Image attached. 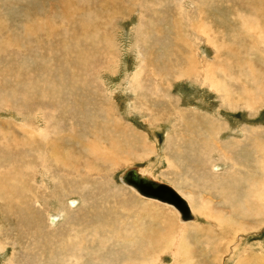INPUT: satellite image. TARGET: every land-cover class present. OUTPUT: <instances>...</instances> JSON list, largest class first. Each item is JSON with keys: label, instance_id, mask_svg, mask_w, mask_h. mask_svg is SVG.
<instances>
[{"label": "rangeland", "instance_id": "1", "mask_svg": "<svg viewBox=\"0 0 264 264\" xmlns=\"http://www.w3.org/2000/svg\"><path fill=\"white\" fill-rule=\"evenodd\" d=\"M263 155L264 0H0V264L77 247L82 264H201L183 238L201 226L225 235L215 264H264ZM131 168L196 220L123 184Z\"/></svg>", "mask_w": 264, "mask_h": 264}, {"label": "bare ground", "instance_id": "2", "mask_svg": "<svg viewBox=\"0 0 264 264\" xmlns=\"http://www.w3.org/2000/svg\"><path fill=\"white\" fill-rule=\"evenodd\" d=\"M88 118V117H87ZM75 127H77V125L75 124ZM76 130V129H75ZM92 131H93V134L94 135H88V132H86V131H83L82 133V135H81V137H82V139L80 138V142L81 141H84L85 140V145H86V148H84V150L85 149H89V148H91V146H93V145H91L90 143H93L94 145H95V143L94 142H91L90 140H89V138L92 136V137H97V135H96V132H95V129L93 128L92 129ZM76 132V131H75ZM74 132V133H75ZM241 133V132H240ZM58 134V133H57ZM90 134V133H89ZM41 135H44V132L41 134ZM56 135V134H55ZM54 135V136H55ZM67 140H69V143L71 142V144H72V142L74 141L75 142V140H77V138H75V135L72 133V134H69L68 133V135L65 137ZM64 138V139H65ZM59 139V138H58ZM64 139H61V140H59V141H57V138H56V141L55 142H52L51 144H49V148L50 149H52L54 152H56L57 154H59V155H61V154H66V152H67V154H69V152L70 151H72V149H71V147H69V146H66L65 145V141H64ZM106 139V138H105ZM72 140V141H71ZM77 142V141H76ZM65 145V146H64ZM75 146H77L76 144H73V146H72V148H76ZM41 147H42V150H45V145H41ZM74 151V150H73ZM72 154V153H71ZM105 156V155H104ZM264 156V155H263ZM42 157V156H41ZM40 158V157H39ZM70 158H72V157H70ZM43 160V159H42ZM47 160V159H46ZM259 160V159H258ZM53 161V160H52ZM261 161H258V163H260ZM262 164H263V162H261ZM57 166V165H56ZM264 166V164L263 165H261L260 167H262V168H264L263 167ZM217 167H220V166H215V168H213V170L214 171H218V170H221V168H217ZM58 169V168H57ZM137 169V168H136ZM142 175H145V176H148L149 178H151V179H153V180H156L157 181V178H154L153 177V175H151V174H149V173H143L142 171H141V169H137ZM65 172V171H64ZM123 175H124V173L122 174V176H121V181L123 182ZM162 183V182H161ZM123 184H125L124 182H123ZM162 184H165V183H162ZM125 185H127V184H125ZM128 186V185H127ZM128 187H130V186H128ZM131 189H133L136 193H138L133 187H130ZM173 188V187H172ZM179 192V191H178ZM180 193V192H179ZM139 194V193H138ZM140 195V194H139ZM180 195H181V193H180ZM141 196V195H140ZM182 196V195H181ZM141 197H143V196H141ZM143 198H145V197H143ZM256 198H259V199H261L262 198V196H261V192H257V194H256ZM147 200H155V199H150V198H146ZM249 200V199H248ZM155 201H157V202H160V203H163V204H167V205H170V204H168V203H164V202H161V201H158V200H155ZM247 201V200H246ZM188 202V201H187ZM210 203V205L212 204V202H209ZM208 205V204H207ZM170 206H172V205H170ZM189 206H190V208H191V205L189 204ZM172 207H174V206H172ZM175 208V207H174ZM176 209V208H175ZM177 210V209H176ZM210 210V209H209ZM178 211V210H177ZM191 211H192V213H193V215H194V220H192V221H188V222H193V221H195L196 220V216H195V214H194V212H193V210L191 209ZM179 212V211H178ZM179 214V219L181 220V223L183 222V224H188V222H186V221H183L182 220V218H181V214H180V212L178 213ZM225 214H223L222 215V217H223V219H221V217H218L217 218V220H221V223H220V225L221 226H223L224 225V227H234L235 225H237L236 224V222L235 221H232V220H230V219H227V218H225ZM59 217H60V215H56V216H53V217H50V219H49V222L51 223V226L52 225H55L56 223H57V221H58V219H59ZM98 217V216H97ZM213 226V225H212ZM210 228V227H209ZM217 228V227H216ZM223 228V227H222ZM213 229H215V226L213 227ZM212 229V231H210L211 229H208V228H206V227H195V230H194V235H193V238H192V236H186L187 234H188V232L187 231H189V232H191L192 231V229H185V231L187 232V234L186 235H184V249H186V250H188V251H190V253H192V254H194L195 256H197V258L199 259V261L201 262V264H215V262H216V260H217V258H218V256H217V250L219 249V251L221 252L222 251V247H221V245H224V244H222V242L220 243V244H218V247L217 248H213L212 247V244H213V242H212V239H215V242L217 243V241H218V236L221 234H218V232L216 231V230H213ZM221 231V230H220ZM96 235H98V232H97V234ZM182 235H183V233H181V237H182ZM213 235H214V238H213ZM222 235V234H221ZM222 236H224L225 237V235L223 234ZM188 238H191V239H193V240H196L197 242H199L200 240H203V239H205V240H203V242L202 243H200L201 244V247L199 248V249H201L202 251L201 252H199V251H197L196 249H197V246L195 245V246H191V245H193V243L191 244V243H189V244H191L190 246L191 247H188L187 246V244L186 243H188V242H186V240L188 239ZM223 240H224V238H222ZM178 240H180V242H178V247H179V243H182V239H178ZM219 240H221V239H219ZM225 241V240H224ZM174 244H175V242H174ZM174 246H176V245H174ZM210 246H211V248H210ZM227 246V250L229 249V245H226ZM75 252H73L72 253V257H73V261H75V263L74 264H82V257H83V255L82 254H80V252H82V250L81 249H78V247H77V249H75L74 250ZM231 251V250H230ZM209 257V258H208ZM85 261V260H84ZM84 264H90L89 262H84ZM104 264V263H103Z\"/></svg>", "mask_w": 264, "mask_h": 264}, {"label": "water", "instance_id": "3", "mask_svg": "<svg viewBox=\"0 0 264 264\" xmlns=\"http://www.w3.org/2000/svg\"><path fill=\"white\" fill-rule=\"evenodd\" d=\"M123 182L133 187L145 198L155 199L174 206L180 212L183 221L194 220L187 200L171 186L142 175L136 168L128 169L124 173Z\"/></svg>", "mask_w": 264, "mask_h": 264}, {"label": "crops", "instance_id": "4", "mask_svg": "<svg viewBox=\"0 0 264 264\" xmlns=\"http://www.w3.org/2000/svg\"><path fill=\"white\" fill-rule=\"evenodd\" d=\"M163 148H164V147H161V150H163ZM153 177H154V176H153ZM154 178H155V177H154ZM157 181H159V182H161V181H162L163 183H165V184H166V183H167V181H169V179H168V178H166V179H163V180H160V179H158ZM172 187H174V186L172 185ZM174 188H175V187H174ZM177 190H178V189H177Z\"/></svg>", "mask_w": 264, "mask_h": 264}]
</instances>
